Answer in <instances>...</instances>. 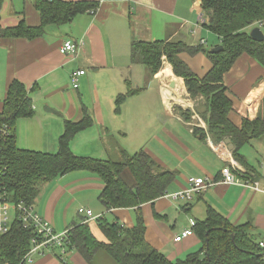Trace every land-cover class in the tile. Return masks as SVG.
<instances>
[{
  "label": "crops",
  "instance_id": "1",
  "mask_svg": "<svg viewBox=\"0 0 264 264\" xmlns=\"http://www.w3.org/2000/svg\"><path fill=\"white\" fill-rule=\"evenodd\" d=\"M95 1L99 3L95 12L78 14L69 23L48 25L39 37L0 36V110L12 80L21 81L27 90L36 86L31 92L34 115L19 118L15 124L17 146L54 153L63 120H79L84 104L94 122L70 140L76 156L120 160L122 151L132 154L144 149L161 169L175 174L163 196L140 206L144 238L150 246L172 261L198 250L201 242L195 233L177 242L173 238L189 228L192 220L202 221L209 206L232 225L248 223L257 241L264 243V140L250 143L259 148L263 158L259 165L242 152L255 166L256 176L249 181L258 189L223 182L221 170L234 160L231 151L224 141L214 143L208 135L200 138L193 132L194 127L206 129L198 114L204 111V99L189 98L183 79L173 73L167 61L149 76L143 64L130 60L133 40H183L208 49L216 47L219 40L203 26L200 6L195 0ZM22 19L32 26L39 23L33 0H0V29L15 26ZM65 40L75 43L72 53H61ZM181 57L198 77L211 66L203 53ZM80 69L85 73L74 87L71 77ZM223 84L233 102L230 119L235 124L245 117L264 119V68L256 60L246 54L239 56L224 74ZM129 88L137 91L126 96L120 110L115 111L116 96ZM185 111L191 113L188 119ZM197 116L198 120L194 119ZM189 177L206 178L214 184L189 199L169 197L187 188ZM102 187L94 173L70 172L45 182L33 206L56 231L68 229L73 222H87L95 238L104 241L97 218L102 216L128 228L136 218L134 208L105 209L98 199ZM79 201L95 219L86 220L78 213L84 207L75 208ZM32 259L31 264H87L74 249L61 258L57 249L51 248L34 253Z\"/></svg>",
  "mask_w": 264,
  "mask_h": 264
},
{
  "label": "trees",
  "instance_id": "2",
  "mask_svg": "<svg viewBox=\"0 0 264 264\" xmlns=\"http://www.w3.org/2000/svg\"><path fill=\"white\" fill-rule=\"evenodd\" d=\"M195 1L205 19L203 26L218 38L216 46H222L220 51L211 53L202 44L191 45L183 40H133L130 60L143 64L149 76L161 69L163 61L171 65L173 73L183 79L189 98L202 97L205 102L204 111L198 114L206 129L194 127L193 132L200 138L208 135L214 143L229 138L233 144L232 157L243 168L242 171L235 170L236 175L249 181L256 176V169L241 148L252 140L264 139V119L245 117L238 125L230 119L233 102L223 77L242 54L249 55L264 68V40L256 41L249 35L250 27L261 28L264 24V0ZM33 5L39 13L37 25H28L22 19L15 26L1 28L0 36L33 39L43 35L48 25L69 23L78 14L95 12L99 3L95 0H33ZM198 53L205 54L211 63L201 77L181 57L182 54L194 56ZM35 88L32 86L27 90L21 81L12 80L0 110V200L8 202L13 209L8 230L0 233V264H29L23 258L30 250L31 239L37 234L35 227L23 226L14 207L20 202L33 205L40 184L74 171H88L101 179L103 187L98 199L105 209L134 208L136 218L131 228L102 216L97 218L104 241L95 238L87 222H73L67 229L66 249L76 250L87 264H92L100 252L116 264H208V257L209 264H264V248L259 246L260 241L252 234L250 225H232L210 206L202 221L192 220L193 233L201 242L198 250L172 261L150 246L144 238L145 222L140 206L163 196L175 174L161 169L144 149L132 154L122 151L120 160L76 156L70 149V140L94 122L84 104L79 120H63V131L54 153L19 148L15 124L19 118L34 115L31 92ZM136 91L129 88L118 94L115 111L120 110L126 96ZM183 114L188 119L191 113L185 111ZM125 169L130 171L133 185H128L121 177Z\"/></svg>",
  "mask_w": 264,
  "mask_h": 264
},
{
  "label": "built area",
  "instance_id": "3",
  "mask_svg": "<svg viewBox=\"0 0 264 264\" xmlns=\"http://www.w3.org/2000/svg\"><path fill=\"white\" fill-rule=\"evenodd\" d=\"M203 43V40H201ZM75 50V43L72 40H65L61 46V53H72ZM85 71L80 69L73 73L71 77V82L74 87H78V77L83 75ZM233 159V158H231ZM237 163L234 160H231L230 164L225 165L221 170V180L225 183H238L242 184L244 187H252L253 189H258L257 184H252L248 180H238L236 177V171L242 169L236 165ZM213 181H208L206 178L202 177H189L187 179V188L184 190L168 194L169 197L173 199L186 198L189 199L194 193L201 192L213 185ZM11 208L8 202H3L0 200V233H4L9 228V217L8 210ZM14 209L18 218L21 220L24 227L33 226L37 229V234L31 239V247L28 253L24 256L23 261L31 264L33 262L32 255L34 253H43V251L48 249H57L58 255L62 258L66 252V245L68 239V230L56 231L49 221L41 217L34 209L33 205L24 204L22 202L18 203ZM78 213L84 215L86 220L95 219L96 216L93 215L90 209L85 207H80ZM193 221L189 228L184 229L181 233L175 235L173 240L175 242L180 241L184 237L193 234L191 228ZM259 246L264 248V243L259 242ZM264 255V252H263Z\"/></svg>",
  "mask_w": 264,
  "mask_h": 264
},
{
  "label": "rangeland",
  "instance_id": "4",
  "mask_svg": "<svg viewBox=\"0 0 264 264\" xmlns=\"http://www.w3.org/2000/svg\"><path fill=\"white\" fill-rule=\"evenodd\" d=\"M263 30H264V27H263ZM194 115L193 116H196L195 113H193ZM197 119L198 120V116L197 117H194V119ZM201 121V120H200ZM264 140V139H262ZM254 146H252V144H246L244 145L242 148H241V151L242 152H246L245 155L247 156V158H249V161L255 165H257L256 162H258V165L259 163H262L263 162V158H261V156L259 155L258 151H259V148L256 147L255 143L253 144ZM241 169H243L241 166H239ZM121 177L124 179V181L129 185V184H132V182H134L133 180V177L131 175V173L128 171V170H124L123 173L121 174ZM128 178V179H127ZM130 180V181H129ZM45 183H42L40 184L39 186V189L40 187H42V185H44ZM84 206L86 207L85 203H82V202H78L76 203L75 205V208L79 207V206ZM8 216H9V223L11 222L12 218H13V209L10 208L8 210ZM58 252V250H57ZM64 257V256H63ZM62 257V258H63ZM184 258V257H183ZM92 264H116L113 259H111L109 256H107L105 253L103 252H100L98 253L97 255H95V257L93 258Z\"/></svg>",
  "mask_w": 264,
  "mask_h": 264
},
{
  "label": "water",
  "instance_id": "5",
  "mask_svg": "<svg viewBox=\"0 0 264 264\" xmlns=\"http://www.w3.org/2000/svg\"><path fill=\"white\" fill-rule=\"evenodd\" d=\"M249 35L256 41L264 40V33L259 26L253 27L250 30ZM221 49H222V46L219 45V46H216V47H213L212 49H210V52L216 53V52L220 51ZM224 143L227 145V149L229 151H231L233 149V144L231 143L229 138L225 139ZM207 260H208V264H209V257L207 258Z\"/></svg>",
  "mask_w": 264,
  "mask_h": 264
}]
</instances>
